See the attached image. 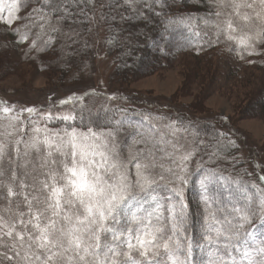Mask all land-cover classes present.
I'll return each instance as SVG.
<instances>
[{
	"label": "snow or ice",
	"instance_id": "obj_1",
	"mask_svg": "<svg viewBox=\"0 0 264 264\" xmlns=\"http://www.w3.org/2000/svg\"><path fill=\"white\" fill-rule=\"evenodd\" d=\"M165 6L0 0V22L21 21L13 33L29 50L99 56L125 24ZM166 19L192 28L196 18ZM199 19L210 46L223 38L240 59L264 54V0H208ZM58 105L0 101V264H264V169L253 179L237 168L230 130L107 104L54 114Z\"/></svg>",
	"mask_w": 264,
	"mask_h": 264
},
{
	"label": "rangeland",
	"instance_id": "obj_2",
	"mask_svg": "<svg viewBox=\"0 0 264 264\" xmlns=\"http://www.w3.org/2000/svg\"><path fill=\"white\" fill-rule=\"evenodd\" d=\"M25 11H21L19 15L23 16ZM20 23L18 20L9 27L0 22V101L46 109L51 102H57L58 105L60 100L72 97L73 104L62 107L58 105L52 109L53 113L66 111L73 105H86L94 109L101 104H107L131 111H150L172 120H178V116L184 115L194 123L198 122L199 118L212 122L210 126L218 130L231 131V138L239 146L234 149L239 159V170L253 173L252 178L255 179L260 169H264V114L255 115L244 87L248 80L247 75L255 70V61L260 55H245L244 59H240L236 52L232 53L225 48L232 56L229 60L225 58L224 74L230 75L228 69H233L243 74L241 77L245 81L235 84L238 80L235 77L232 82L225 84L224 80H218L217 89L207 90L203 99L199 96L201 101L198 104V90L195 85L189 87L185 84V72L179 65L180 61H177L176 67L165 66L152 74H146L144 77L134 76L132 81L124 82L114 73L115 57L107 53L106 45L99 56L90 51L86 62L73 67L71 71L66 67L70 72L64 71L67 74L62 79L63 72L58 71V65L63 62L61 58L68 60V56L58 55L59 52L46 56L42 55V52L29 50L28 43L18 45L13 28ZM259 50L264 53V48ZM214 59H217L216 55ZM39 60L40 65H36ZM151 60H154L153 55ZM108 95L123 99L109 101L106 98ZM79 97L83 98L78 99ZM224 117H227V121ZM23 118H28L26 113ZM200 128L206 129V126ZM194 208H197V201L194 202ZM194 253L196 256L201 254L198 248Z\"/></svg>",
	"mask_w": 264,
	"mask_h": 264
},
{
	"label": "trees",
	"instance_id": "obj_3",
	"mask_svg": "<svg viewBox=\"0 0 264 264\" xmlns=\"http://www.w3.org/2000/svg\"><path fill=\"white\" fill-rule=\"evenodd\" d=\"M20 3L23 6L28 3V0H20ZM162 3H165V0H162ZM29 6L32 5L29 4ZM173 6L175 8H171ZM207 13L208 0H166V6L161 10L160 16L148 12L149 18L146 22L140 19H132L124 25L125 30L120 34L119 41L115 45H106L107 53L115 57V75L124 82L132 81L134 76L144 77L146 74H152L165 66L176 67L177 61H180L179 65L185 72V84H188L189 87L195 85L198 90L196 103L201 101L200 98L207 90L217 89L218 80H224V83L228 84L237 77L238 80L235 84L239 81L244 82L245 80L241 77L243 74L239 71L228 69L230 75L223 72L226 59L229 60L232 56L225 50L228 46L223 42V38H221L222 42L214 43L212 46L207 43L210 37L215 40L211 31H209L208 36L203 35V30L206 29H204L199 18L205 17ZM167 16H191L196 19L193 21L192 28H186L182 25L168 27ZM196 31H202L201 37L195 35ZM231 52L235 53V51ZM55 53L57 54L58 51L47 50L41 54L49 56ZM152 55L154 60H151ZM214 55L217 56L216 60ZM88 58L89 53L87 55L82 53L79 56L73 54L68 56V60L61 58L63 62H59L58 67L60 69L58 71L63 72V74L60 72L62 79L73 67L86 62ZM40 62V60L37 61L36 65H40ZM255 62L256 71L254 70L247 75L248 80L244 87L246 89L245 94H247L248 101L256 115L257 113L264 114V55L257 56ZM66 67H69L70 71ZM64 71L68 72L65 73ZM191 109L197 112L196 109ZM178 118L184 119L185 122L189 121L184 115L178 116ZM198 123L200 127L204 125L206 129L213 128L210 126L212 122L198 118ZM234 131L237 134L235 129ZM187 199L195 211L194 202L197 201V195L192 189L188 191ZM194 232L195 235H199V224L195 225ZM194 255L196 256L195 253Z\"/></svg>",
	"mask_w": 264,
	"mask_h": 264
}]
</instances>
